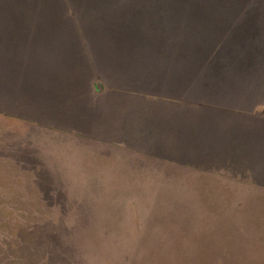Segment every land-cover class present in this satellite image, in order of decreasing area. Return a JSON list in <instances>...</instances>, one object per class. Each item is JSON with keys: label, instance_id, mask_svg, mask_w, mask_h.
<instances>
[{"label": "rangeland", "instance_id": "rangeland-1", "mask_svg": "<svg viewBox=\"0 0 264 264\" xmlns=\"http://www.w3.org/2000/svg\"><path fill=\"white\" fill-rule=\"evenodd\" d=\"M184 1L0 0V264H264L263 136L223 113L264 95L190 137L146 59L145 11Z\"/></svg>", "mask_w": 264, "mask_h": 264}, {"label": "trees", "instance_id": "trees-1", "mask_svg": "<svg viewBox=\"0 0 264 264\" xmlns=\"http://www.w3.org/2000/svg\"><path fill=\"white\" fill-rule=\"evenodd\" d=\"M237 4L233 10L230 7L208 10V0H185L180 8L163 5L144 13L146 24L140 35L148 42L153 37L151 46L148 43L145 48L146 59L153 61L151 67L155 64L165 69L161 85L167 84L183 96L182 119L187 123L191 122L190 118L194 123L190 137L201 139L208 132V118L224 121L223 108L209 107L208 98L215 104L227 101L244 106L248 102L243 96L245 92L251 90L253 98L264 95L260 94L264 91V0H240ZM225 11L235 13L237 21L227 28L224 37L221 15ZM134 30L136 35L138 30ZM209 61L214 62L210 68ZM152 69L149 73H155ZM157 83L158 80L149 77L144 84ZM214 89H227L231 93L221 94ZM223 113L231 118L235 116L243 127L247 126L257 138L263 136L264 140V116ZM198 125L206 128L199 129Z\"/></svg>", "mask_w": 264, "mask_h": 264}]
</instances>
